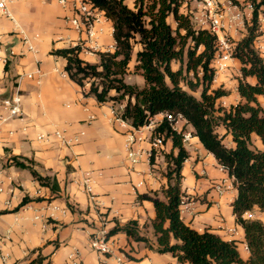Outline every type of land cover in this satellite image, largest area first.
I'll list each match as a JSON object with an SVG mask.
<instances>
[{
	"label": "crops",
	"instance_id": "1",
	"mask_svg": "<svg viewBox=\"0 0 264 264\" xmlns=\"http://www.w3.org/2000/svg\"><path fill=\"white\" fill-rule=\"evenodd\" d=\"M5 1L12 20L0 19V99L18 92L23 115L21 119L0 123V264H67L72 252L78 253L83 264H99L101 260L89 246L91 234H107L116 225L124 227L130 221H135L139 235L155 246L151 227L155 211L148 198L156 192L158 200H165L161 193L167 187L166 174L162 173L167 168L165 157L177 153L171 140L164 139L163 147L150 157L151 133L141 130L137 134L141 142L130 147L137 158L132 164L127 157L126 141L134 128L128 121L122 124L114 119L111 102L98 103L93 96L86 95L89 83L85 82L82 88L72 82L64 70L66 60L52 54L74 48L79 39L64 21L70 15L71 0H65V5L60 0ZM236 1L248 11L245 0ZM199 10V1L181 8L185 14H197ZM262 21L255 48L264 57ZM100 26L103 33L97 43L103 52L115 43L112 23ZM245 34L243 29L227 32L233 43ZM24 39L33 47L32 51L27 44L23 45ZM9 50L14 52L13 57H9ZM78 58L92 65L99 62L97 53H78ZM133 68L134 61L128 65L124 82L133 85L136 78V85L141 87L143 79L132 75ZM37 70L38 75L34 74ZM229 70L240 77L236 59H231L221 74H229ZM28 74H34L33 78L28 79ZM233 95L238 96L236 86ZM124 104L125 100L116 108L122 109ZM1 115L4 112L0 109ZM161 120V115L154 116L152 126L156 128ZM177 126L178 131L183 127V133H190L183 143L188 157L181 168V191L186 199L180 208L181 220L198 232L208 230L225 241L237 242L240 255L246 258L243 230L231 211L236 197L232 179L191 136L192 128L185 120L181 119ZM55 132L77 142L67 147L54 136ZM39 136L48 138L38 140ZM226 140L230 143L229 137ZM253 141L260 149L258 138L253 136ZM12 159L31 167L47 179V184H39L29 170L15 166ZM86 173L93 204L83 188ZM217 183L223 185L222 194L213 189ZM25 197L31 202L21 206ZM52 207L66 212L53 211ZM245 218L262 221L264 213L255 210ZM107 240L112 252L103 257L104 264H120L116 258L121 255L122 264H182L170 253H156L123 232Z\"/></svg>",
	"mask_w": 264,
	"mask_h": 264
},
{
	"label": "trees",
	"instance_id": "2",
	"mask_svg": "<svg viewBox=\"0 0 264 264\" xmlns=\"http://www.w3.org/2000/svg\"><path fill=\"white\" fill-rule=\"evenodd\" d=\"M89 1L112 23L114 52L99 53L95 65L81 61L77 47L52 54L66 60L64 70L72 82L82 88L85 82L89 83L86 95L98 103L111 102L116 108L125 100L119 117L134 128L144 126L158 114L168 113L185 120L192 128L191 136L232 179L236 197L231 211L243 230L248 255H240L237 242L225 241L208 230L198 232L181 220V168L188 154L183 147V130L175 131L165 119L155 132L170 139L177 153L165 157L169 163L167 187L161 190L165 200H158L156 192L148 198L155 211L151 221L155 246L139 235L135 221L124 227L116 225L106 237L123 232L156 253H170L182 264H264V224L245 218V214L255 210L264 213V109L258 103V98L264 97V61L254 46L260 35L259 16L264 15V0H245L252 9L250 22L246 35L234 43L231 54L240 64L236 85L240 101L228 109L218 104L227 92L210 90L217 38L207 30L195 29L189 15L181 11L192 0H132L133 8L125 4L126 0ZM132 61L134 73L143 79L142 88L124 82ZM174 63L178 64L176 70L171 66ZM190 73L196 78L199 73L200 78L193 83L186 77ZM183 87L198 92L199 97ZM111 92L115 95L111 96ZM253 136L258 138L260 149L253 145ZM226 137L230 138V146L225 144ZM12 160L15 166L29 170L39 184H47V179L31 167ZM28 202L29 198H23L21 206Z\"/></svg>",
	"mask_w": 264,
	"mask_h": 264
},
{
	"label": "built area",
	"instance_id": "3",
	"mask_svg": "<svg viewBox=\"0 0 264 264\" xmlns=\"http://www.w3.org/2000/svg\"><path fill=\"white\" fill-rule=\"evenodd\" d=\"M18 1L23 0H12V2ZM192 1L200 2V10L197 12V14L187 13V15H189L191 24L195 29L207 30L208 32L216 36V51L211 66L213 67L215 74L223 73L227 69V63L231 59H233L231 57V54L234 48V43L228 38L227 32L231 29H243L246 31V25L250 21V19H248L247 23L245 24V22L243 21V14L241 13L240 9L237 6H233L230 2L224 3L220 0ZM59 3L63 5L66 4L65 0H60ZM247 9L251 18L252 9L249 3H247ZM248 11H246V14H248ZM1 18H9L12 20L9 12L6 9L5 0H0V19ZM64 21L69 25L72 30H74L79 35V39L77 40V44L75 45V47H77L79 50L78 53H82L84 55H92L96 53H112L111 50H113L114 52L115 46L106 48L103 52H100L101 47L97 43V38L103 33V28L100 25L107 23L109 20L105 17L103 11L95 7L93 3H91L89 0H71L70 15L66 16L64 18ZM26 44L27 49L29 51H32L33 47L28 44L27 39H24L23 45ZM8 55L9 57H13L15 54L12 50H9ZM39 73L40 71L37 70L34 74L38 75ZM33 75L28 74L26 77L28 79H32ZM62 76L66 77V74H63ZM0 109L4 112V115L0 116V123L7 122L9 120L21 119L23 115L21 95L18 92H15L10 97L0 99ZM120 110L121 108H113L112 113L114 119L123 124L126 121L122 120L119 117ZM158 115H161L162 119H165L170 124L172 129L177 132L181 131H178L177 126L179 121L182 119L180 116L175 117L168 113ZM152 118H150L148 120V123L142 127H133L134 132L130 133L127 136V157L132 164H135L137 162V158L135 153L131 151L130 147L137 142H141L142 138L140 136H137V134L141 133V130L149 131L151 133V139L149 142L151 146V153L149 155L150 157H152L153 153L161 149L164 145V137L163 135L155 132L156 128L152 126ZM54 136L60 139L61 142L67 147L70 146L71 143L77 142V139H74L73 141L66 140L60 132H55ZM189 137L190 133H183L182 142H186ZM47 138L48 136H39L38 140H47ZM85 177L86 178L83 181V188L86 194L88 195L89 201L91 202V204H93L94 197L91 193V188L89 187L88 173L85 174ZM213 189L218 194H222L224 192L222 183L215 184ZM185 200V196L183 195L179 207L180 211V208L183 207L185 204ZM51 209L53 211H60L63 214L66 212V210L59 209L57 207H52ZM246 215L248 214H245V216ZM89 246L91 250L101 260L99 264H104L103 257L111 254L112 252L106 237V233L104 231H97L92 233L89 239ZM116 260L118 263L122 264L123 255L117 257ZM67 264L83 263L80 260L78 253L72 252L67 257Z\"/></svg>",
	"mask_w": 264,
	"mask_h": 264
},
{
	"label": "rangeland",
	"instance_id": "4",
	"mask_svg": "<svg viewBox=\"0 0 264 264\" xmlns=\"http://www.w3.org/2000/svg\"><path fill=\"white\" fill-rule=\"evenodd\" d=\"M223 2L225 3V2H230L233 6H237L239 9H240V11H241V13L243 14V21L245 22V24L247 23V20L248 19H250V17H249V11H248V14H246V12H244L243 11V9H244V7L243 6H240L239 4H238V2L236 1V0H223ZM125 4L129 7V8H133V3H132V0H126L125 1ZM260 18H259V33H260V35H259V37L261 36V31H260V27H261V23H263V19H264V15H260L259 16ZM261 19V20H260ZM168 22L171 24V25H173L174 26V24H173V21L171 20V18L170 19H168ZM250 22V21H249ZM249 22L247 23V25L249 24ZM246 35V34H245ZM244 35V36H245ZM258 37V38H259ZM228 38H229V36H228ZM230 39V38H229ZM242 39V38H241ZM255 42H257V40L255 41ZM254 46H255V44H254ZM138 49V47H135V49H134V51H136ZM256 49V48H255ZM257 50V49H256ZM258 51V50H257ZM259 52V51H258ZM259 54H260V52H259ZM264 54V53H263ZM260 56H261V54H260ZM262 58H263V61H264V57L263 56H261ZM172 66V69L173 70H176L177 68H178V64L177 63H174V64H172L171 65ZM212 67V66H211ZM229 68H232L233 69V67L231 66V67H229ZM127 75V74H126ZM132 75H138V76H140V74H138V73H134V71H133V74ZM125 77V76H124ZM141 77V76H140ZM186 77H187V79L188 80H190V81H192L193 83L196 81V79L197 78H200V74L198 73V76H197V78L196 77H193V75H192V73H190V74H187L186 75ZM239 78V77H238ZM238 78H237V76L233 73V72H230V70H229V74H226V75H223V74H214V79H213V82H212V84H211V86H210V90H215V89H222L223 91H225V92H227V95L225 96V97H223V98H220L219 100H218V104H219V106H221V107H223L224 109H228L230 106H234V105H236L239 101H240V99L238 98V96H235V95H233V92H234V89H235V86L237 85V80H238ZM124 79V78H123ZM138 80H136V78H134V80L132 81V84L134 85V86H137L136 85V83H139V82H137ZM144 85V84H143ZM181 85H183V84H181ZM138 88H142L143 86H141V87H139V86H137ZM183 89L184 90H186V91H188L190 94H192L194 97H196V98H198L199 97V94H198V92H190L186 87H183ZM258 103L260 104V106L264 109V97H260V98H258ZM181 129L182 130H184V128L183 127H181ZM217 132L219 133V134H223V130L221 129V128H217ZM254 142V141H253ZM225 144L227 145V146H230V143H229V141H227L226 139H225ZM254 145V144H253ZM169 163L167 162V168H166V170L164 171V172H162L163 173V175H165L167 172H168V165ZM262 222H263V224H264V218L262 219Z\"/></svg>",
	"mask_w": 264,
	"mask_h": 264
}]
</instances>
